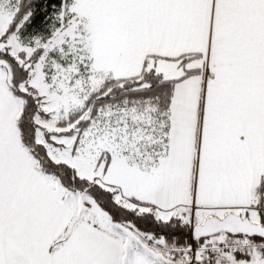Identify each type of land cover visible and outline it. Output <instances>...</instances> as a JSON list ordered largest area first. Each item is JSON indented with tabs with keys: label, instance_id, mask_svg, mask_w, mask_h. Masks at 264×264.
Listing matches in <instances>:
<instances>
[{
	"label": "snow or ice",
	"instance_id": "1",
	"mask_svg": "<svg viewBox=\"0 0 264 264\" xmlns=\"http://www.w3.org/2000/svg\"><path fill=\"white\" fill-rule=\"evenodd\" d=\"M0 264H264V0H0Z\"/></svg>",
	"mask_w": 264,
	"mask_h": 264
}]
</instances>
